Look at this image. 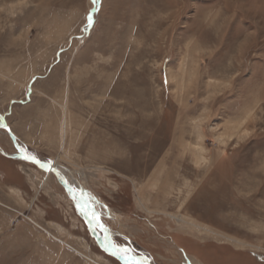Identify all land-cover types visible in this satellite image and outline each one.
<instances>
[{"label":"rangeland","instance_id":"obj_1","mask_svg":"<svg viewBox=\"0 0 264 264\" xmlns=\"http://www.w3.org/2000/svg\"><path fill=\"white\" fill-rule=\"evenodd\" d=\"M1 123L135 256L264 264V0H0ZM18 155L0 128V264H124Z\"/></svg>","mask_w":264,"mask_h":264},{"label":"bare ground","instance_id":"obj_2","mask_svg":"<svg viewBox=\"0 0 264 264\" xmlns=\"http://www.w3.org/2000/svg\"><path fill=\"white\" fill-rule=\"evenodd\" d=\"M188 67V66H187ZM185 69H186V67H184ZM187 70V69H186ZM251 113H252V110H250L249 112H248V114L247 115H245L243 118H241L235 125H230V124H226V129L228 128V127H230V129H229V132L228 131H224V132H221V134H219V136H218V138L220 139V140H222V141H225V139L226 138H229L230 140L235 136V135H237L238 133H240L242 130V127H243V125H245L246 124V122L248 121V119H249V117H250V115H251ZM239 135V134H238ZM202 138V136L199 134L198 135V142H197V144L195 145V146H193L192 147V156L194 157V159H195V162H197V164L199 163H206L207 162V158L203 155V153H204V148L202 147V145H201V143H200V140H202L201 139ZM29 161V160H28ZM201 165V164H200ZM39 166V165H38ZM53 166H54V169L56 170V172L58 173V175L66 182V183H68L69 185H71V187L72 188H66L64 185H63V183H61L59 180H58V177H57V175H56V173H54V170L52 169V170H48L47 168H42V167H40V168H42V169H44L45 171H47V173L48 174H51V173H53L54 175H56V178H57V180L59 181V183H61L66 189H67V192H68V194L71 196V198H73L74 196H75V199L76 200H78L79 202H80V204L83 206V207H85L84 209L86 210V211H89L90 212V210H88V209H90L91 207H92V205H94V203H96V201H95V199L90 195V194H88L87 192H85V191H79V190H76V189H74L73 188V182L72 181H69L68 180V178L66 177V175H65V173H64V171L62 170V169H60L56 164H54L53 163ZM154 174H159V170L157 171V172H155ZM153 174V175H154ZM152 181L154 182L153 184H155V185H157V183H155V179L154 178H152ZM73 185V186H72ZM83 196H82V195ZM74 199V198H73ZM77 206H78V203H77ZM79 208V212L81 213V215L83 216V218L85 219V221L91 226V228H93L95 231H97L96 232V234H97V237H98V240H99V244L102 246V247H104L105 245V242L107 243V244H109V242H111L112 244H113V235H114V233L110 230V229H108V227H106L104 224H103V222L100 220V222L108 229V232L106 233V232H104L103 231V229H101L100 227H98L97 225H95V224H90L89 223V219H90V215H88V216H86V215H84V214H82V212H81V210H80V207H78ZM99 230H102L103 232H104V238L106 239L105 241H104V239H102L99 235H98V233H99ZM100 233H101V231H100ZM111 253H112V251H111ZM118 256V255H117ZM136 258L139 260V261H141V264H150V260L148 259V256L147 255H144V256H141V257H138V256H136ZM124 261V260H123ZM152 262V261H151ZM124 264H125V262H124Z\"/></svg>","mask_w":264,"mask_h":264},{"label":"snow or ice","instance_id":"obj_3","mask_svg":"<svg viewBox=\"0 0 264 264\" xmlns=\"http://www.w3.org/2000/svg\"><path fill=\"white\" fill-rule=\"evenodd\" d=\"M93 5L99 3V0H92ZM88 25L91 26L93 24V16L91 13L88 14L87 17ZM20 152L23 155V158L26 160H31L33 163L39 165L42 168H47L48 170H52L49 164L42 163L40 160H38L35 156L31 155L30 153H26V150L24 148H20ZM75 199V196L73 197ZM78 207H80V210L82 214L88 216L90 215L89 223L95 224L101 229H103L104 232H108V229L100 222V216L95 211V209H91L90 212L86 211L84 207L80 204L78 201ZM106 250H111L113 255H119L122 260H124L125 264H141V261H139L136 256L133 254V250L125 247L118 246L116 244H112L109 242V244L105 245Z\"/></svg>","mask_w":264,"mask_h":264},{"label":"water","instance_id":"obj_4","mask_svg":"<svg viewBox=\"0 0 264 264\" xmlns=\"http://www.w3.org/2000/svg\"><path fill=\"white\" fill-rule=\"evenodd\" d=\"M0 128H2V129H6L9 133H10V135H11V137H12V139H13V142H14V145H15V147H16V149L18 150V152H19V155L18 156H20V157H22L23 158V155L24 154H22L21 152H20V148H21V146L19 145V143H18V141H17V138H16V136H15V134H14V132L11 130V128H10V126L8 125V124H6V123H1L0 124ZM38 159V158H37ZM38 160H40V159H38ZM29 161H31V160H29ZM42 163H45V164H49L50 163V167L54 170V173H56V175H57V177H58V180L61 182V183H63V185L66 187V188H72L71 187V185H69L68 183H66L59 175H58V173L56 172V170L54 169V166H53V163L52 162H49V161H43V160H40ZM32 162V161H31ZM82 195V194H81ZM83 196V195H82ZM85 208V207H84ZM92 230H93V232L95 233V235L97 236V234H96V232L97 231H95L93 228H92ZM98 235L103 239V236L100 234V233H98ZM107 243L105 242V244L104 245H106ZM104 249L106 250V248H105V246H104ZM107 252H111V250H106ZM115 256H117V255H115ZM123 263H124V261L120 258V256L118 255L117 256Z\"/></svg>","mask_w":264,"mask_h":264}]
</instances>
